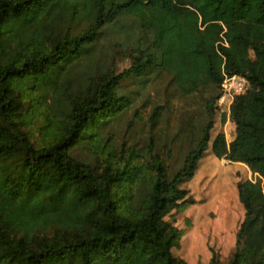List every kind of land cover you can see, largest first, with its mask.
Instances as JSON below:
<instances>
[{
	"label": "trees",
	"instance_id": "1",
	"mask_svg": "<svg viewBox=\"0 0 264 264\" xmlns=\"http://www.w3.org/2000/svg\"><path fill=\"white\" fill-rule=\"evenodd\" d=\"M118 32L120 72L96 59ZM223 73L248 82L230 104L229 143L211 135ZM157 75L169 94L199 95L205 116L173 172L151 146L107 144ZM209 148L240 164L226 264H264V0H0V264H192L173 252L186 233L174 214L197 202L182 185ZM210 251L198 264H221Z\"/></svg>",
	"mask_w": 264,
	"mask_h": 264
},
{
	"label": "rangeland",
	"instance_id": "2",
	"mask_svg": "<svg viewBox=\"0 0 264 264\" xmlns=\"http://www.w3.org/2000/svg\"><path fill=\"white\" fill-rule=\"evenodd\" d=\"M126 40L124 32L110 34L103 40L96 59L102 65L115 68L116 72L128 67L124 55ZM127 89L124 87L123 91ZM171 89L167 76H155L147 89L134 97L131 108L111 123L107 144L118 150L132 145L140 154H145L151 146L169 164L170 172L178 168L191 144L196 142L205 116L199 95L182 97L176 91L169 94ZM157 105H164V108L157 125L151 127L148 118ZM222 116L217 111L211 135L223 131L227 140H231L233 124L229 118L222 122ZM74 154L80 159H94L91 153L80 147ZM199 161L194 177L182 185L197 202L174 214L176 226L185 229L186 233L181 246L173 252L186 257L192 264H198L207 263L213 248L219 254L221 264H226L243 216L235 192V166L223 159L214 164L210 148Z\"/></svg>",
	"mask_w": 264,
	"mask_h": 264
},
{
	"label": "built area",
	"instance_id": "3",
	"mask_svg": "<svg viewBox=\"0 0 264 264\" xmlns=\"http://www.w3.org/2000/svg\"><path fill=\"white\" fill-rule=\"evenodd\" d=\"M248 87L246 78L240 75L223 73V79L220 85V94L216 99L215 108L219 113H225L226 119L229 118V108L233 98L243 93ZM226 121V120H225ZM226 135V133H224ZM226 141L229 143L231 140Z\"/></svg>",
	"mask_w": 264,
	"mask_h": 264
},
{
	"label": "crops",
	"instance_id": "4",
	"mask_svg": "<svg viewBox=\"0 0 264 264\" xmlns=\"http://www.w3.org/2000/svg\"><path fill=\"white\" fill-rule=\"evenodd\" d=\"M215 162H219V160H217V159H215L214 157H213V163L215 164ZM228 162V161H227ZM230 164V163H229ZM231 164H234V166H235V168H234V172L236 173L237 171H238V166H240V164L239 163H231ZM247 176H250V172L248 171V173H247Z\"/></svg>",
	"mask_w": 264,
	"mask_h": 264
}]
</instances>
